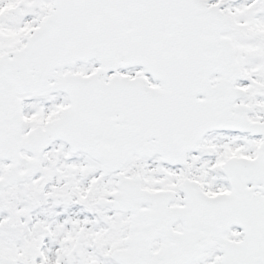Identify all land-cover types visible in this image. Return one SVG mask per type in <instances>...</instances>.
I'll return each mask as SVG.
<instances>
[{
	"label": "snow or ice",
	"instance_id": "snow-or-ice-1",
	"mask_svg": "<svg viewBox=\"0 0 264 264\" xmlns=\"http://www.w3.org/2000/svg\"><path fill=\"white\" fill-rule=\"evenodd\" d=\"M0 264H264V0H0Z\"/></svg>",
	"mask_w": 264,
	"mask_h": 264
}]
</instances>
